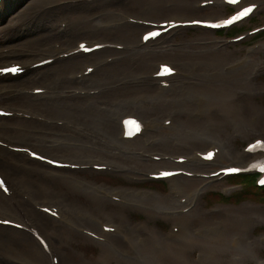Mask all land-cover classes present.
<instances>
[{
  "label": "bare ground",
  "instance_id": "1",
  "mask_svg": "<svg viewBox=\"0 0 264 264\" xmlns=\"http://www.w3.org/2000/svg\"><path fill=\"white\" fill-rule=\"evenodd\" d=\"M138 1L131 5L126 0H15L0 14V65L16 62L27 69L18 79L0 78V109L14 114L0 121V140L84 167L79 171L83 174H91L86 169L94 165L105 166L128 182V187L112 188L70 173L38 176L28 172L35 162L0 148V160L17 161L26 172L0 169L12 191L9 197L0 192V218L31 223L49 245L45 254L32 237L14 230L28 245L24 250L8 228L0 227L4 261L53 264L55 254L57 264H221L224 255L226 264H238L264 247V238L258 244L250 242L245 228L233 226L231 221L239 219L229 213L224 221L191 224L193 219L199 221L200 197L219 181L210 174L227 168L213 169L215 164L224 160L246 166L252 161L244 146L237 150L232 140L244 128L243 138L250 143L251 128L261 120L250 100L264 90L255 82L264 64L254 57L262 49H247L240 56L218 38L177 42L178 30L142 45L140 37L148 29L142 23L216 20L223 17L224 6L221 0ZM208 1L213 5L200 9ZM242 1V5L258 4ZM83 41L124 49L58 58ZM50 58L55 59L51 65L29 70ZM165 62L176 74L162 86L163 80L152 75ZM87 66L94 71L85 77ZM40 88L45 91L41 96L29 94ZM131 115L141 119L144 130L139 137L124 140L121 120ZM213 148L218 150L213 160L203 161L200 156ZM178 158L185 162L176 165ZM163 169L184 170L191 177L168 180L170 188L163 197L136 188L139 181ZM68 195L86 202L81 205ZM46 205L58 209V220L38 211ZM109 206L115 210H108ZM136 213L145 221H131ZM160 216L170 221L168 232L155 226ZM50 222L53 228L48 227ZM103 227L114 232L105 233ZM224 229L232 232L222 240ZM76 236L97 245L100 253L94 261H84L72 251Z\"/></svg>",
  "mask_w": 264,
  "mask_h": 264
},
{
  "label": "rangeland",
  "instance_id": "2",
  "mask_svg": "<svg viewBox=\"0 0 264 264\" xmlns=\"http://www.w3.org/2000/svg\"><path fill=\"white\" fill-rule=\"evenodd\" d=\"M191 1L197 2L198 0ZM253 1H257V3L259 4V12L247 22L241 24L240 26H237L236 28H242L240 31L231 30L230 32L225 31L213 33L201 29H179V36L176 37L175 40L179 42L182 39L194 40L200 37H212L229 41L231 38L245 34L247 31H250V29L262 26L264 25V0ZM229 12L230 11L225 8L223 14ZM191 44L195 45L194 42H192ZM227 46L229 51L237 50L236 53L240 56L245 55L247 49L258 47L262 50L257 55L258 57L255 56L254 59L259 58L264 64V32L259 33L253 37H247L238 44H228ZM255 82L256 84H260L262 87H264V68L258 74ZM250 102L257 106L255 115L259 116L261 120L257 121L256 124L252 126L251 134L247 137L249 141L254 140L258 136L264 135V90L259 95L254 96L250 100ZM243 129L244 128H241L240 136H237L234 141L232 140V146L237 150H241V148L247 142L243 138L245 136ZM228 164L231 163L220 160V163L215 164L213 169H216L221 165ZM6 168L11 171H20L18 167L15 168L10 166L9 161L6 162ZM107 175L110 174L107 173ZM111 176L112 179L101 177H93V179L97 182L103 181L105 182L104 184L109 186L123 187L127 185L124 182L125 180L123 178L114 176L113 174H111ZM246 178L242 181L241 178H229L221 180L215 184H211V186L203 193L199 200L198 208H202L201 210H198V214L200 215L199 221L194 223L193 219L191 224L200 225L199 222L208 224L212 221V219L224 221L225 214L229 213L233 217H237L239 219L237 222L231 221L232 225L239 229L245 228V237H247L250 242L257 241L258 244V240L260 238H264V190L254 191V178L252 179L253 182H250ZM137 188L150 190L159 194H167L170 188V183H156L147 179L145 182H140L137 185ZM217 194L226 195V197L229 199L224 200L222 197L218 198L215 196ZM224 209H229L230 212H221ZM193 215H195V213ZM140 216L133 215L131 220L144 222L145 217ZM157 223L160 225L158 226V229L161 232L165 233L170 230V221L164 220L161 216L157 219ZM162 225H165L166 228H164ZM231 232L232 231L228 229H224V231L221 232L220 239H226ZM12 236L15 238H19L14 234ZM74 239L75 243L72 245V251L74 253L82 255V257H84L88 261H93L94 256L90 255H94V253H96L93 250L94 246L85 244L81 240V238L77 236L74 237ZM251 253L252 258L249 261L238 264H264V247L261 246L260 248H256ZM74 261L80 262L81 260L74 259ZM220 262L221 264H226V262H228L227 256L222 255Z\"/></svg>",
  "mask_w": 264,
  "mask_h": 264
},
{
  "label": "snow or ice",
  "instance_id": "3",
  "mask_svg": "<svg viewBox=\"0 0 264 264\" xmlns=\"http://www.w3.org/2000/svg\"><path fill=\"white\" fill-rule=\"evenodd\" d=\"M251 11V9H245L244 13H242V15H246L247 12ZM240 18V16H236L233 17L232 20H226L224 23L225 24H231L233 22V20H238ZM258 144H261L262 147H264V144H262L261 142H257ZM262 171H264V168L261 169ZM230 171H236V169H231Z\"/></svg>",
  "mask_w": 264,
  "mask_h": 264
}]
</instances>
